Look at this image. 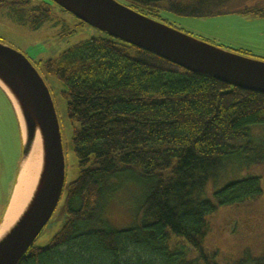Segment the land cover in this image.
Here are the masks:
<instances>
[{"label":"trees","instance_id":"trees-1","mask_svg":"<svg viewBox=\"0 0 264 264\" xmlns=\"http://www.w3.org/2000/svg\"><path fill=\"white\" fill-rule=\"evenodd\" d=\"M119 1L167 24L163 10L264 16V0ZM53 3L0 0L31 30L52 20ZM36 65L65 87L81 172L67 195V223L19 264H264V248L221 257L208 244L220 210L252 209L264 197L262 175L208 191L230 163L264 166V94L188 71L110 35ZM126 184L141 189L143 199L133 224L118 228L107 213Z\"/></svg>","mask_w":264,"mask_h":264},{"label":"rangeland","instance_id":"rangeland-1","mask_svg":"<svg viewBox=\"0 0 264 264\" xmlns=\"http://www.w3.org/2000/svg\"><path fill=\"white\" fill-rule=\"evenodd\" d=\"M49 0H33L39 4ZM53 18L40 29L31 30L18 22L10 10L0 4V43L24 53L34 65L38 61L57 58L60 54L92 37H107L108 33L89 24H82L74 14L53 3ZM161 17L178 29L195 37L209 40L230 51H245L255 59L264 58V16L240 13L211 16L181 15L163 10ZM263 60V59H262ZM57 114L60 120L63 150L66 163V179L62 196L53 216L36 238L33 247L49 244L69 219L66 200L71 184L80 176V165L73 149L75 125L67 112L68 99L63 93L61 80L44 72ZM18 114L7 93L0 86V222L11 198L24 153V142ZM258 131V130H256ZM219 181L209 185V194L229 180L249 175H262L264 166L248 168L239 161L230 163ZM125 192L115 199L108 209V217L118 228L133 224L136 209L140 207L143 193L132 184H126ZM209 248L227 257L240 251L260 253L264 248V197L252 209L224 208L214 216L212 232L208 237Z\"/></svg>","mask_w":264,"mask_h":264},{"label":"water","instance_id":"water-1","mask_svg":"<svg viewBox=\"0 0 264 264\" xmlns=\"http://www.w3.org/2000/svg\"><path fill=\"white\" fill-rule=\"evenodd\" d=\"M52 1L80 21L188 71L211 75L229 85L264 94L262 59L225 50L174 25L149 17L119 0ZM0 78L15 96L28 131L26 140L18 115L24 142L18 177L38 130L45 149L44 170L31 204L16 227L0 243V264H19L55 212L65 185L66 163L60 120L51 90L40 70L24 53L0 43ZM1 88L7 93L3 86Z\"/></svg>","mask_w":264,"mask_h":264},{"label":"bare ground","instance_id":"bare-ground-1","mask_svg":"<svg viewBox=\"0 0 264 264\" xmlns=\"http://www.w3.org/2000/svg\"><path fill=\"white\" fill-rule=\"evenodd\" d=\"M0 85L4 87L7 93L10 95L14 102L17 113L20 117V121L23 127L24 138L28 139V131L25 126V122L17 103V100L10 89L4 84L0 78ZM45 164V149L43 145V138L38 130L33 140L32 149L23 162L18 182L14 189V193L5 215L4 223L0 227V243L11 233L16 227L25 212L29 208L31 201L39 187L42 173Z\"/></svg>","mask_w":264,"mask_h":264}]
</instances>
